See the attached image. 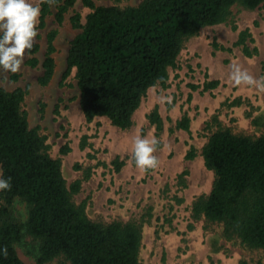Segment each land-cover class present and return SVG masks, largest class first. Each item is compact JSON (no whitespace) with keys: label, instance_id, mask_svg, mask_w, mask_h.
Masks as SVG:
<instances>
[{"label":"trees","instance_id":"trees-1","mask_svg":"<svg viewBox=\"0 0 264 264\" xmlns=\"http://www.w3.org/2000/svg\"><path fill=\"white\" fill-rule=\"evenodd\" d=\"M76 1L40 2L38 26L46 27L50 15L58 24L47 33L41 84H48L53 77L58 27ZM81 1L91 11L85 23L80 12L71 16L72 25L82 31L71 41L64 78L76 68L80 105L87 122L105 116L123 129L132 125L150 87L167 86L169 68L177 67L185 39L207 25L225 21L237 3L248 8L264 4V0H143L120 7ZM249 37L248 29L240 31L234 45L252 55ZM213 45L231 49L217 41ZM39 48L35 42L29 50L28 63L33 66L40 62L35 55ZM219 83L207 80L204 88H215ZM28 90L22 86L9 90L0 83V167L3 176L11 178V187L0 190V246H7L0 264H27L16 247L26 235L39 241L40 264L61 257L64 264H140L142 231L136 222L93 221L85 211V202H74L72 196L79 192L82 181L68 186L62 159L51 156L39 127H30L22 109ZM149 119L159 134L163 125L157 108ZM190 121L185 115L177 127L190 130ZM254 122L264 130V117ZM68 151V146L61 150ZM201 154L206 166L215 172V180L210 193L193 202V217L222 224L228 239L264 249V132L251 136L220 128L209 136ZM196 155L192 146L187 158ZM113 163L117 170L124 164L119 159ZM17 199L28 207L24 221L13 214Z\"/></svg>","mask_w":264,"mask_h":264},{"label":"rangeland","instance_id":"rangeland-1","mask_svg":"<svg viewBox=\"0 0 264 264\" xmlns=\"http://www.w3.org/2000/svg\"><path fill=\"white\" fill-rule=\"evenodd\" d=\"M142 1L95 3L125 7ZM33 2L40 4L41 0ZM90 11L77 0L65 14L55 38L56 66L48 84H41L39 77L43 73L47 33L58 26L54 15L47 18L44 28L38 26V19L33 42L40 46L35 54L40 61L37 66L28 63L31 53L26 49L19 71L0 68V83L7 89L28 87L22 109L27 112L30 127H39L45 136L51 156L62 159L68 186L81 179L79 192L72 196L74 202H85V211L93 221L136 222L142 231L140 264H264V249L228 239L222 224L192 214L193 202L208 195L215 180V172L206 166L201 154L209 136L220 128L251 136L264 132L254 122L264 117V87L235 84L230 79L234 63L258 80L264 78V4L248 8L237 3L225 21L207 25L185 39L177 67L169 68L167 86L156 84L149 88L133 115L132 125L126 129L105 116L87 122L80 105L76 68L64 78L71 41L82 31L72 25L71 16L80 12L81 22L85 23ZM244 29L251 33L247 44L252 55L245 54L241 45H234ZM213 41L231 49H217ZM14 74L18 77L14 78ZM207 80L220 83L207 90ZM155 108L163 125L159 134L149 119ZM185 115L190 117V130L177 127ZM137 136L158 138L155 168L140 169L132 161ZM64 146L69 147L67 153L61 152ZM192 146L197 155L189 159ZM115 159L124 162L120 170L113 163ZM13 214L24 221L27 204L17 199ZM16 247L27 264H40L39 241L26 235ZM47 264H64V259L56 258Z\"/></svg>","mask_w":264,"mask_h":264},{"label":"clouds","instance_id":"clouds-1","mask_svg":"<svg viewBox=\"0 0 264 264\" xmlns=\"http://www.w3.org/2000/svg\"><path fill=\"white\" fill-rule=\"evenodd\" d=\"M53 0H49V3ZM41 13V5L33 0H0V68L6 71H19L26 49L33 47L37 36V24ZM230 79L235 84L264 87V78L258 80L242 67L232 64ZM159 140L153 136H137L132 145L131 159L140 169L155 168L158 158L154 155ZM11 187V178L0 173V190ZM0 255H7V246H0Z\"/></svg>","mask_w":264,"mask_h":264}]
</instances>
